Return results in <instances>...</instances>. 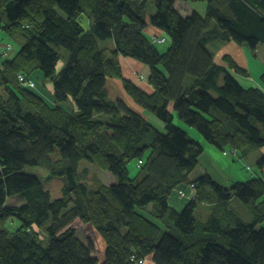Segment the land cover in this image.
<instances>
[{
  "label": "trees",
  "instance_id": "obj_1",
  "mask_svg": "<svg viewBox=\"0 0 264 264\" xmlns=\"http://www.w3.org/2000/svg\"><path fill=\"white\" fill-rule=\"evenodd\" d=\"M178 1L206 2V13L184 14ZM147 2L0 0L8 38H23L14 56L0 53V264H134L133 253L152 255L155 264H264V228L258 227L264 201L257 204L264 180L231 186L209 174L192 180L204 148L177 123L221 151L233 147L243 159L264 148V71L263 87L244 86L234 74L247 78L248 69L231 55L223 57L228 67L219 64L210 48L212 41L233 40L256 56L264 43V0H156L149 21ZM85 13L92 19L88 29ZM147 27L157 33L146 34ZM161 34L171 39L164 53L154 41ZM106 40L113 46L101 47ZM59 47L69 56L57 73ZM121 56L149 66L153 93L124 76ZM36 69L53 79V103L32 90L37 85L19 81L21 74L32 79ZM115 78L165 132L110 96L107 83ZM132 159L143 161L136 178L127 167ZM83 161L97 163L115 182L88 185ZM257 164L264 167V153ZM27 165L47 169V181L62 177V196L54 198L24 171ZM182 183L195 185L194 199L184 198L189 202L177 210L169 198ZM16 196L22 204L8 206ZM214 198L229 217L216 210L201 221L199 205ZM233 198L250 208L254 221L228 209ZM76 218L103 239V259L69 227ZM11 219L20 221L15 232L6 228Z\"/></svg>",
  "mask_w": 264,
  "mask_h": 264
},
{
  "label": "rangeland",
  "instance_id": "obj_2",
  "mask_svg": "<svg viewBox=\"0 0 264 264\" xmlns=\"http://www.w3.org/2000/svg\"><path fill=\"white\" fill-rule=\"evenodd\" d=\"M155 3H156V0H148V2H147L146 18L148 21L150 20V16L156 11ZM206 6H207V3L201 2V1H199V2H181V1H178L175 5V7L178 10H180L181 12H183L184 14L185 13L187 14V13L192 12V11H198L200 13H204V12H206V8H207ZM5 23H6L5 20L0 22V53L2 52V49H3L2 42L3 41L4 42L10 41L14 45V48H12V51L11 50L8 51V52H10V54L7 55V57H12L15 54H17V52L20 50L21 45L23 43V38L19 36V37H16V39L15 38L9 39L7 32L2 28V26ZM91 23H92V19L90 17V14H88V13L83 14L82 24L84 25V27L88 29L90 27ZM147 28H149V27H147ZM147 28L145 29L146 34H147V31H146ZM154 37H155L154 41L157 43V45H155V46L159 50V52L164 53L171 46V39L168 35L161 34V35H154ZM113 44H114L113 40L100 41L101 47L113 46ZM211 46L213 47L214 54L217 53L216 60H217V62H220V64L228 67V64L224 61L223 57L225 55H232L234 59H236L240 64H242V66L246 67L251 72L252 82H248V83H246L245 77H243L242 75H239L236 73L234 74L236 79L242 85L248 86L249 84H254V82H255V84H259L260 74H261L260 72L264 68V61H263L264 60V43H262L258 47V50H257L260 57L253 56L252 51L250 50V48L247 45L239 44L233 40H230V41L215 40L214 42L211 43ZM58 49L61 53V59H60L59 63L57 64V73H60L68 62L67 59L69 56V52L62 47H59ZM128 66H129V70L127 72H125L123 70L124 76L126 78H128L127 74H129V75H131V77H133V76L137 77V73H138L137 69L130 66V65H128ZM145 66L148 68V70L150 72L149 66L146 64H145ZM29 76L36 82V85H37V87L33 88L32 90L36 94L43 97L47 102L53 103V101H54L53 79L52 78H46L40 69H36L34 72L29 74ZM131 77H129V78L132 80ZM140 79H143V77L140 76ZM21 84L23 85V83H21ZM107 87L110 91V94L114 98H116V97L121 98L120 94L125 92L123 89V83L118 78L109 79L108 83H107ZM126 97L128 98L130 96L126 94ZM63 105L66 109L70 110L69 104L64 103ZM148 114L153 116V118H155V120L151 119V122L156 126V128L161 132H165L163 123L161 121H159L154 115H152L150 113H148ZM98 117L105 118L106 115L102 114L101 116H98ZM177 121H179V120L177 119ZM203 139L205 140L204 137H203ZM205 141L208 143L207 140H205ZM230 148L231 147L226 148L225 150H229ZM225 150H223V151L219 150L221 158L217 157L219 159V161L221 162V164H223V165H221L219 163L222 167L229 168L227 170H224L221 167V171H220V174L222 175L221 177H223L224 179H225V177H231L233 179V182H245V181L257 178V177H260V178H262V180H264V167L259 166L257 164L259 155L257 157V155L255 153H253V154L249 155L248 157H245V159L242 158L241 160H242L244 167L239 162H237V164L234 167H228L224 163L223 158H226L228 160L233 161V159L237 160V158H239V157L233 156V155L229 154L228 152L226 153ZM259 151H260V156H261L262 150H259ZM149 153H150V150L147 151L144 159H146V157L149 155ZM230 156H232L233 158H231ZM240 157H241V155H240ZM139 161H142V160H139ZM139 161H138V159H132V160H129V162L127 163V167H128L129 174H130L131 178H136V177L141 175V173H140L141 168L139 165ZM24 171L29 173V174H33V175L39 177L40 180L43 183H45V187L48 190H50V192L54 198H58V197L62 196L63 186L65 184V180L62 177H55L54 179L47 181V178L49 176V171L43 167H40V166L27 165L24 168ZM81 171H82L81 179L83 181H85L90 186L92 185L94 187L99 182H103L104 184H107V185L111 184V182H110L112 179L111 175H113V174H111L109 171H105V170L101 169L97 165V163H93V162H89V161H83L81 164ZM195 173L199 174L198 172H195ZM194 176L196 177L198 175H194ZM200 177H201V175L199 177H197V179ZM186 192L190 193V188H186ZM182 199H184V198H182ZM233 199H235V201H239L236 198H233ZM186 200H188V199H186ZM22 202H23V200L19 196L8 199V203L11 206L12 205H19ZM172 202H175V204H176V205H173L174 208L177 206V204H179L178 203V197H177L176 193H174L172 195ZM181 202L184 205V204L188 203L189 201L185 202V200H183ZM240 203L242 205V208L240 211V215L242 217L246 218V216L253 214L249 207H247L242 202H240ZM201 209L202 208L199 205V207L197 209L198 216H199V211H201ZM148 210H151V207H149ZM138 211L142 212L144 210L138 209ZM19 225H20V221L18 219H11L10 221H8L6 228H8L11 232H15L18 229ZM71 226H73V228L77 229L80 236L82 238H84L85 242H87V243L91 242L93 244L95 243V248L93 250L92 255L95 257L100 256L101 255V244L99 243L100 238L98 237L97 231L95 230L93 225L84 223L80 218H76L71 223ZM42 233L46 237L45 232L42 231ZM149 257H151V259L153 260L152 255L146 256V258H149Z\"/></svg>",
  "mask_w": 264,
  "mask_h": 264
},
{
  "label": "crops",
  "instance_id": "obj_3",
  "mask_svg": "<svg viewBox=\"0 0 264 264\" xmlns=\"http://www.w3.org/2000/svg\"><path fill=\"white\" fill-rule=\"evenodd\" d=\"M207 7V6H206ZM193 12V11H192ZM206 12H204V13H201V14H205ZM147 32H149V35L150 34H156L157 33V30H155L153 27H151V28H148L147 29ZM212 42H214V41H212ZM211 42V43H212ZM6 43H8V42H2V45H5ZM210 48L212 49V51H213V47L211 46V44H210ZM10 54V52L9 53H7V54H5L4 55V57H6L7 55H9ZM217 56V53L215 54V57ZM232 56V55H231ZM253 56H255V55H253ZM233 57V56H232ZM256 57H260L259 56V54H258V52L256 51ZM236 60V59H235ZM237 61V60H236ZM264 61V60H263ZM238 62V61H237ZM219 64H220V62H218ZM239 63V62H238ZM121 64H122V67H123V70L125 71V72H127L128 70H129V66L128 65H130V66H132V67H134V68H136L137 69V71H138V73H137V77L136 76H133V77H131V75H129V74H127V77H128V79H130L129 77H131L132 78V81L134 82V83H136L137 85H139L140 87H142L144 90H146L147 92H149V93H153L154 92V88L149 84V82H148V77H149V74H150V72H149V70H148V68L145 66V64L144 63H141V62H139L138 60H136V59H132V58H130V57H124V56H121ZM240 64V63H239ZM222 65V64H221ZM242 65V64H241ZM249 71V70H248ZM264 71V68L261 70V72L260 73H262ZM249 73H250V76L249 77H245V80H246V83H248V82H252V77H251V72L249 71ZM261 75V74H260ZM140 76H142L143 77V79H140ZM131 80V79H130ZM250 85H256V86H259V87H263L262 86V84H261V82H259V84H255V82H254V84H249L248 86H250ZM126 92H123V93H121L120 95V97H122L127 103H128V105L134 110V111H136V112H138V113H141L142 115H144L145 117H147L150 121H151V119H154L155 120V118H153V116H151V115H149L148 113V111L147 110H145L144 108H142L139 104H137L131 97H126ZM128 95V94H127ZM110 96L112 97V98H114L111 94H110ZM115 99V98H114ZM148 112V113H147ZM151 114V113H150ZM177 123L180 125V126H182L188 133H189V135L190 136H192L196 141H198V142H200L201 144H202V146H203V148H204V151H203V153L200 155V157H199V163H198V165H197V167L193 170V172H191V174H190V177H191V179L192 180H196L197 179V177H199L200 175L201 176H204V174L206 175V174H209V175H211L216 181H218L220 184H222V185H225V186H230V185H232V184H234L235 182H233V179L231 178V177H225V179L223 178V177H221L222 175L220 174V171H221V165H223V164H221V162L219 161V159L218 158H221V155H220V149L219 148H217L216 146H214V145H212V144H210L209 142L207 143L204 139H203V137L198 133V131H196L194 128H192V127H190V126H188V125H186L185 123H183V122H181V121H177ZM261 150H262V153H264V148H261ZM255 154L257 155V157H258V155H260V151H256L255 152ZM218 157V158H217ZM231 158H233L232 156H230ZM242 158H237V160H235V159H233V161H231V160H228V159H226V158H223V160H224V163L228 166V167H234L236 164H237V162H239V163H241L242 164V166L244 167V165H243V163H242V160H241ZM239 160V161H238ZM221 165H220V164ZM224 170H227V169H229V168H224V167H222ZM195 172H198L199 174H197V173H195ZM194 175H198V176H194ZM111 184L112 183H114L115 182V177L114 176H112L111 175ZM231 179V180H230ZM183 187V189H185L186 190V184H184V185H180V186H178L176 189H175V191H174V193H176L177 194V197H178V203L179 204H177V206L175 207V209H177V210H181L183 207H185V205L187 204H184L183 205V203L181 202V201H183V200H185V202H187V201H189V200H186V199H182L181 197H179V195H178V189L179 188H182ZM173 193V194H174ZM172 194V195H173ZM172 195L170 196V198H169V204L171 205V206H173V205H176L175 204V202H172ZM264 201V196L262 197V198H260L259 200H258V202H257V204H259V203H261V202H263ZM184 202V203H185ZM183 205V206H182ZM229 208L228 209H233V210H235L237 213H238V215L239 216H241L240 215V211H241V208H242V205H241V203L239 202V201H235V199H233L231 202H229ZM200 207L202 208L201 209V211H199V216H200V218H201V221H206L208 218H209V216L213 213V212H215L216 210H220L219 211V214L222 216V217H225V216H228L229 217V215L227 214V212H225V210H221V204L218 202V200L216 199V198H214L213 200L211 199H208V200H204L203 202H201V204H200ZM227 209V210H228ZM253 213V212H252ZM242 217V216H241ZM244 220H246V221H248V222H250V221H254V214H252V215H249V216H246V218H244V217H242ZM226 221L227 222H229V220H227L226 219ZM258 227H263L264 228V221H263V223H260V224H258ZM99 243L101 244V242H100V240H99ZM147 264H154L152 261H151V259L150 258H148V260H147Z\"/></svg>",
  "mask_w": 264,
  "mask_h": 264
},
{
  "label": "bare ground",
  "instance_id": "obj_4",
  "mask_svg": "<svg viewBox=\"0 0 264 264\" xmlns=\"http://www.w3.org/2000/svg\"><path fill=\"white\" fill-rule=\"evenodd\" d=\"M9 45H10V47H11V43H6L5 45H3L4 47H3V49H2V53L5 55V54H7V53H9L8 51L9 50H11L12 51V48L11 49H8L9 48ZM142 163H143V161H139V165H142ZM112 176H114V175H112ZM107 185V184H106ZM181 185H184L183 183L181 184ZM181 191H185V189H183V187L182 188H179L178 189V195H179V197H181V198H185V197H182V195H181ZM189 199H194V197H188ZM10 203V202H9ZM8 203V201H7V205L9 206L10 204ZM22 204V203H21ZM92 225V224H91ZM70 226H71V224H70ZM69 226V227H70ZM71 227H73V226H71ZM76 229V228H75ZM77 230V229H76ZM77 234H78V236L80 237V239L87 245V244H89V242L87 243V242H85V240H84V238H82L81 236H80V234H79V232L77 231ZM97 235H98V237L100 238V242H101V255L100 256H97L96 258H99L100 260L101 259H103V253H104V242H103V239L101 238V236L97 233ZM93 244V243H92ZM93 246H94V248H95V243L93 244ZM150 259H151V257H149ZM130 259H131V261L134 263V264H147V260H148V258H146V257H139L137 254H132L131 256H130ZM151 261L154 263V259L152 260L151 259ZM155 264V263H154Z\"/></svg>",
  "mask_w": 264,
  "mask_h": 264
},
{
  "label": "built area",
  "instance_id": "obj_5",
  "mask_svg": "<svg viewBox=\"0 0 264 264\" xmlns=\"http://www.w3.org/2000/svg\"><path fill=\"white\" fill-rule=\"evenodd\" d=\"M19 80L26 86H29V87H35L36 86L35 82L32 79H29L22 74L19 75ZM225 152L226 153L228 152L229 154H231L233 156H235V153H236V156H237V151L233 147H231L229 150H226ZM189 188H190L189 194L186 191L180 192L182 197H185V198H188L189 196L194 197L195 185L192 183V184H190Z\"/></svg>",
  "mask_w": 264,
  "mask_h": 264
}]
</instances>
